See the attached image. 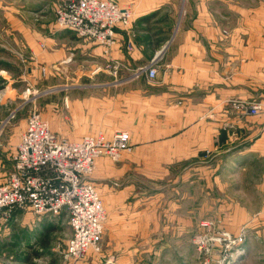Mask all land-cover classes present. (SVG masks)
Here are the masks:
<instances>
[{
	"label": "crops",
	"instance_id": "1",
	"mask_svg": "<svg viewBox=\"0 0 264 264\" xmlns=\"http://www.w3.org/2000/svg\"><path fill=\"white\" fill-rule=\"evenodd\" d=\"M157 1L161 5L181 3ZM192 3L185 4L178 29L166 28L164 9L158 16L149 17L146 7H140L133 12L131 26L117 29L116 42L107 50L68 30L59 32L60 36L41 38L34 47L39 62L47 67L63 64L70 47L72 52L87 54L86 62L94 67L88 78L95 89L89 103L100 116L89 130L131 133L133 150L125 152L130 154L124 153L117 164L101 158L93 176L108 212L104 264H145L142 260L155 258L157 253L153 243L162 240L161 236L174 234L169 225L151 213V203L145 206L136 199L130 200L136 197L135 185L127 182L125 176L142 163L158 165L151 172L154 178L168 175L166 168L170 164H185V194L191 196L197 185L201 193L211 188L222 195L230 187L233 200L238 199L232 200V208L247 212L246 219L253 220L257 227L264 225V112L249 116L232 104L261 101L264 105V27L238 26L224 35L223 14L230 11V18L234 19L241 11L246 13L239 1ZM253 11L250 14H254V19L264 18V7ZM175 19L176 14L173 24ZM154 27L162 30L156 33ZM147 66L156 68V78L141 73ZM53 77L58 78L51 75L42 82L46 92L39 100L45 109L51 103L48 90L53 86L48 79ZM116 114L128 121L120 119L118 126L110 127ZM0 130L4 132L0 147L16 148L25 128ZM10 166L12 170L13 164ZM225 179L231 181L224 183ZM254 211L259 212L258 222L257 213H250Z\"/></svg>",
	"mask_w": 264,
	"mask_h": 264
},
{
	"label": "rangeland",
	"instance_id": "2",
	"mask_svg": "<svg viewBox=\"0 0 264 264\" xmlns=\"http://www.w3.org/2000/svg\"><path fill=\"white\" fill-rule=\"evenodd\" d=\"M114 1L122 8L130 9L132 13L140 7H146L150 12L149 17L158 16L164 9L166 15L163 23L166 28L173 27V29H178L184 18L185 4L187 6L188 2L193 4L192 0H181L179 4L163 3V7L160 8L162 5L157 0ZM238 1L243 12L246 13L241 11L239 17L234 19L230 18V11L223 14L221 25L224 35L229 29L238 26L264 27L263 17L254 19V14H250L253 10L259 11L263 8L264 0ZM61 2L62 0H0V129L14 131L26 129L31 112L36 110L49 124L52 132L60 138L78 141L88 135L103 134L107 139H111L116 133L113 130H89V127L100 119V116L93 112L94 105L89 103L95 93L93 84L88 78V75L94 71V67L86 62L89 56L83 52H72L70 47L64 54L63 64H58L57 67L55 65L47 67L38 60V51L34 47L39 40L60 36L59 32L66 31L60 29L56 21V10ZM175 14L176 19L173 24L172 18ZM159 28L154 27L152 30L158 33L162 30ZM25 32L28 33L24 35ZM27 39L32 42L31 45ZM114 67L113 70L118 73V67ZM51 75H57L58 78L48 79L52 80L50 85L53 88L48 90L51 103L49 108L45 109L40 106L39 98L46 92L42 86L45 84L42 83L43 80ZM10 90H15L16 93H10ZM234 103L236 102L233 101L232 104ZM263 112L264 110L257 116L262 115ZM120 119L125 123L128 121L125 117L116 114L110 127L118 126ZM3 133L0 130V139ZM16 148L0 147L2 167L0 174L11 171L10 165L13 164ZM102 158L113 164L122 160L113 162L107 157ZM192 166L196 165L192 164ZM156 167L157 164H138L135 172L125 176L127 182L135 185L136 197L130 200L136 199L135 201H140L145 206L151 203V213L155 214L162 224L169 225L171 233H174L161 236L162 240L153 243L157 252L154 254L155 258L148 257L142 262L145 264H264V225L257 227L253 220L246 219L247 212H238L232 208L233 196L230 187L225 189L227 192L222 195L216 194L211 188H206V192L201 193L200 185H197L191 192L192 195L188 196L185 194L187 192L182 182L185 164H170L166 168L169 171L168 175L161 178H154L151 173ZM95 171L96 167L92 175L85 176V180L98 189L107 213V224L108 212L103 195L94 183ZM230 181L225 179L224 183ZM250 213H257L256 221L259 220L258 211ZM204 221H210L214 225L213 234L206 236L205 239L214 236L223 238L226 234H230L237 238V242L229 245L228 242L221 243L220 239L215 238L218 240L216 244H201L200 237L209 234L208 231L204 234L200 226ZM104 235L99 250H89L84 259L75 263L68 259L66 254L68 243L73 236L70 218L66 212L49 216L17 214L13 220L0 223V264H104L106 259L102 254ZM201 239L204 241L203 238Z\"/></svg>",
	"mask_w": 264,
	"mask_h": 264
},
{
	"label": "built area",
	"instance_id": "3",
	"mask_svg": "<svg viewBox=\"0 0 264 264\" xmlns=\"http://www.w3.org/2000/svg\"><path fill=\"white\" fill-rule=\"evenodd\" d=\"M132 18V11L114 0H62L56 10L60 29L96 42L106 50L115 44L116 30L130 26ZM144 72L150 79L157 76L155 67H145L141 70ZM234 105L249 116H257L264 110L259 101H240ZM132 150L128 131H117L111 139L98 134L72 141L54 134L33 110L14 153L13 169L0 177V223L13 220L19 212L37 216L66 212L73 229L67 258L75 263L81 261L89 250L100 249L107 219L98 189L85 176L92 175L99 158L118 162L125 152ZM200 226L204 234L209 232L200 237L203 245L216 244L217 238L229 245L237 242L230 234L205 239L213 234L214 225L204 221Z\"/></svg>",
	"mask_w": 264,
	"mask_h": 264
}]
</instances>
